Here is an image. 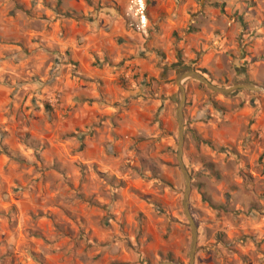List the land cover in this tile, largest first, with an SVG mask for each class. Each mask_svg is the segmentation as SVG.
Returning <instances> with one entry per match:
<instances>
[{"label": "rangeland", "instance_id": "374dc122", "mask_svg": "<svg viewBox=\"0 0 264 264\" xmlns=\"http://www.w3.org/2000/svg\"><path fill=\"white\" fill-rule=\"evenodd\" d=\"M191 69L264 89V0H0V264H190ZM184 85L194 264H264V90Z\"/></svg>", "mask_w": 264, "mask_h": 264}, {"label": "water", "instance_id": "95a60500", "mask_svg": "<svg viewBox=\"0 0 264 264\" xmlns=\"http://www.w3.org/2000/svg\"><path fill=\"white\" fill-rule=\"evenodd\" d=\"M187 79H195L202 84H204L208 89L215 93H219L222 95H229L236 92L239 89H247L251 91H261L263 88L247 81H239L235 82L230 86H220L212 83L204 74L191 69L186 71H181L178 73L176 77V82L178 85V102H177V121H178V148H177V161L179 168L182 172V175L185 179L186 186L183 197V212L190 224L191 233H192V241H191V249H190V264L195 263V254L197 250V242H198V226L191 214L189 203H190V194H191V175L184 163L183 153H184V142H185V118H184V105L186 102V88L184 85V81ZM160 264H181L177 261H164Z\"/></svg>", "mask_w": 264, "mask_h": 264}, {"label": "trees", "instance_id": "16d2710c", "mask_svg": "<svg viewBox=\"0 0 264 264\" xmlns=\"http://www.w3.org/2000/svg\"><path fill=\"white\" fill-rule=\"evenodd\" d=\"M196 70H197L198 72L204 74V75L207 74L206 71H204V70H201V69H196ZM209 80L212 82L211 79H209ZM245 81L250 82L248 79H246ZM240 91H241V90L239 89V90H237L235 93L240 92ZM235 93H234V94H235Z\"/></svg>", "mask_w": 264, "mask_h": 264}]
</instances>
